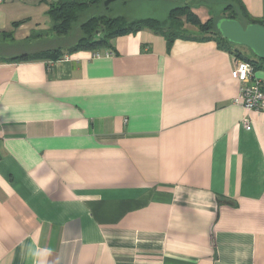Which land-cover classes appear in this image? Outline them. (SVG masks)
<instances>
[{
	"label": "crops",
	"instance_id": "crops-1",
	"mask_svg": "<svg viewBox=\"0 0 264 264\" xmlns=\"http://www.w3.org/2000/svg\"><path fill=\"white\" fill-rule=\"evenodd\" d=\"M59 1L0 6V264H264V110L238 105L236 55L141 31L8 61Z\"/></svg>",
	"mask_w": 264,
	"mask_h": 264
},
{
	"label": "trees",
	"instance_id": "trees-1",
	"mask_svg": "<svg viewBox=\"0 0 264 264\" xmlns=\"http://www.w3.org/2000/svg\"><path fill=\"white\" fill-rule=\"evenodd\" d=\"M106 0H60L52 4L48 12V16L52 21L51 32L46 36L69 37L73 24L83 16L86 10L105 3ZM198 4H203V0H192ZM231 1L233 8H230V14L226 18L219 19L214 22L213 19L208 20L202 24L200 19L193 13L192 7L185 4L182 7L173 9L166 21H159L153 18H139L137 20H126L122 17L100 16L87 20L82 24V35L77 40V43L67 50L62 48L54 51H41L34 54H25L19 57L10 59L8 61H34V60H52L58 61L65 56H70L81 51H101L112 48V41L118 37L135 34L141 31H152L155 34L161 35L167 42L168 49H171L174 42L177 40L208 42L214 41L231 51L239 60H243L253 64L254 68H259L264 65L261 59L251 60L245 57L240 50L235 48V45L225 40L218 28L217 24L220 20L229 19L239 21L244 27L252 24H259L264 26L263 21L253 20L245 10L244 6L238 0ZM111 6V5H110ZM108 8V7H105ZM19 23L13 25L17 28ZM195 29L191 32L190 29ZM196 32L199 35H195ZM11 36L10 34H5ZM259 65V66H258Z\"/></svg>",
	"mask_w": 264,
	"mask_h": 264
},
{
	"label": "rangeland",
	"instance_id": "rangeland-1",
	"mask_svg": "<svg viewBox=\"0 0 264 264\" xmlns=\"http://www.w3.org/2000/svg\"><path fill=\"white\" fill-rule=\"evenodd\" d=\"M196 2L192 0H117L114 4L105 8L103 3L96 7H92L83 16L77 19L73 24L72 30L69 37H57L49 36L45 42H43V48L34 50L31 48L23 49V53H33L35 54L41 51H54L55 49L62 48L67 50L77 43V40L82 35V24L87 20L100 16L109 17H122L126 20H137L139 18H153L161 22L166 21L170 15V12L178 7H182L185 4H189L192 7L193 13L200 19L202 24L206 23L208 20L213 19L217 22L219 19L226 18L230 14V8H233L231 1L228 0H203V4L197 6ZM191 32L195 29L187 26ZM195 35H199L197 32ZM240 52L251 60H256L253 53L240 46H235ZM12 49V48H11ZM12 51V50H11ZM21 51V50H20ZM23 54L22 52H20ZM7 56L10 54H6ZM12 55V54H11Z\"/></svg>",
	"mask_w": 264,
	"mask_h": 264
},
{
	"label": "built area",
	"instance_id": "built-area-1",
	"mask_svg": "<svg viewBox=\"0 0 264 264\" xmlns=\"http://www.w3.org/2000/svg\"><path fill=\"white\" fill-rule=\"evenodd\" d=\"M30 0H0V6L10 2H28ZM115 54L110 50H101L92 53V59L111 58ZM255 68L253 64L236 60L232 71V78L239 82L240 92L237 99L238 105L248 111L264 110V79L258 80L254 77ZM246 130H251L248 119L243 121ZM2 136V124L0 122V140Z\"/></svg>",
	"mask_w": 264,
	"mask_h": 264
},
{
	"label": "water",
	"instance_id": "water-1",
	"mask_svg": "<svg viewBox=\"0 0 264 264\" xmlns=\"http://www.w3.org/2000/svg\"><path fill=\"white\" fill-rule=\"evenodd\" d=\"M117 0H106L109 7ZM221 36L229 43L249 49L257 59L264 61V26L252 24L244 27L239 21L223 19L217 24Z\"/></svg>",
	"mask_w": 264,
	"mask_h": 264
}]
</instances>
